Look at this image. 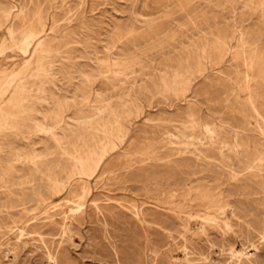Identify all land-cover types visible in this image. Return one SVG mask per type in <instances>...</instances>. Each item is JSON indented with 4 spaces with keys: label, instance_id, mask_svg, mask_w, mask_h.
Masks as SVG:
<instances>
[{
    "label": "rangeland",
    "instance_id": "374dc122",
    "mask_svg": "<svg viewBox=\"0 0 264 264\" xmlns=\"http://www.w3.org/2000/svg\"><path fill=\"white\" fill-rule=\"evenodd\" d=\"M0 51V264H176L188 188L264 264V0H0Z\"/></svg>",
    "mask_w": 264,
    "mask_h": 264
},
{
    "label": "bare ground",
    "instance_id": "6f19581e",
    "mask_svg": "<svg viewBox=\"0 0 264 264\" xmlns=\"http://www.w3.org/2000/svg\"><path fill=\"white\" fill-rule=\"evenodd\" d=\"M20 10V9H19ZM18 13V12H17ZM16 17V16H15ZM34 18V17H33ZM30 28V27H29ZM13 35V34H12ZM16 37V36H15ZM25 40L27 38H24ZM40 41V40H39ZM2 42V41H1ZM30 43V42H29ZM4 44V43H3ZM20 44V43H19ZM18 44V45H19ZM28 47V42L26 43ZM37 46L39 47V52L42 53L44 50L41 48V42L37 43ZM43 47V45H42ZM44 48V47H43ZM27 49V48H26ZM1 52V51H0ZM54 52V51H53ZM44 55V53H42ZM39 55H37L38 57ZM26 61V60H25ZM28 61V60H27ZM38 61V62H37ZM36 64L38 66V71L42 72L43 71V65H42V58L37 59ZM35 62V61H34ZM250 63V62H249ZM34 64V66H36ZM50 65V64H49ZM36 69V68H35ZM35 71V70H34ZM37 71V72H38ZM44 74V73H43ZM10 78V77H9ZM24 86V85H23ZM22 84H17L16 89L22 93L24 87ZM7 92V91H6ZM99 96V95H98ZM85 122V121H84ZM206 133V132H205ZM80 167V166H79ZM251 168V167H250ZM215 178V176H213ZM207 178V177H206ZM232 178V177H231ZM244 178V177H242ZM235 179V178H234ZM246 179V178H245ZM213 180V179H212ZM217 180V179H216ZM223 180V179H222ZM214 181V180H213ZM220 181V180H219ZM224 181V180H223ZM222 181V182H223ZM254 181V180H253ZM221 182V181H220ZM246 182V180H245ZM216 183V182H215ZM248 183V182H247ZM227 184V183H226ZM200 185V184H199ZM241 185V184H240ZM215 186V185H214ZM213 186V187H214ZM248 185H246L245 188H247ZM250 186V185H249ZM201 187V186H200ZM211 187V186H210ZM226 187V186H225ZM262 187V186H259ZM63 188V187H62ZM206 188V187H205ZM227 188V187H226ZM232 188V186H231ZM244 188V189H245ZM191 188L187 189L188 195H190V198L192 200L191 205L188 206V209L190 210L189 212H184L183 214H177L173 215V221L178 225L179 228V233L182 238V257L178 259L173 256L172 260L176 264H194V260H197L200 264H211L210 259H209V253H206L204 255V251H199L197 250L198 247L197 244L195 246L194 240H205L209 241V232H213L214 230L218 231L221 233L223 236H228V234H236L237 232H241L242 234L244 233L243 230L246 228V243H249V227H250V218H248V213H241L240 209L238 208L237 205L238 203H242L245 198H238L240 195L243 193L239 194L238 197H232L233 194L229 192H224L222 190H219L217 193H211V192H206V193H200L197 192L193 194V192L190 190ZM207 189V188H206ZM220 189V188H219ZM230 189V188H229ZM237 189V188H236ZM243 189V190H244ZM195 189H193L194 191ZM203 190V188H202ZM217 191V189H216ZM242 191V190H241ZM82 192V191H81ZM232 192V191H231ZM85 193V192H84ZM233 193V192H232ZM248 193V192H247ZM246 193V194H247ZM258 193V192H257ZM249 194V193H248ZM163 195V194H162ZM193 195L194 199H193ZM84 196V195H83ZM167 196V195H166ZM246 196V195H245ZM79 197V196H78ZM231 197L233 199H231ZM247 198V196H246ZM263 198V197H262ZM166 199V198H165ZM80 200V199H79ZM85 200V199H84ZM115 202V201H114ZM237 204V205H236ZM244 204V203H243ZM245 205V204H244ZM243 205V206H244ZM78 206V205H77ZM246 206V205H245ZM79 208H83V203L80 204ZM244 208V207H243ZM78 209V210H80ZM169 211V210H168ZM248 211V210H247ZM172 212V211H171ZM264 213V212H263ZM252 214V213H251ZM250 214V215H251ZM249 215V216H250ZM138 217V216H137ZM252 218V217H251ZM264 218V217H263ZM253 221V220H252ZM258 223V222H257ZM262 223V222H260ZM253 224V223H252ZM264 224V223H263ZM236 229H235V228ZM258 227V226H257ZM259 228V227H258ZM252 229V228H251ZM66 230V229H65ZM64 230V231H65ZM255 230V229H254ZM260 231V230H259ZM258 232V231H257ZM66 233V232H64ZM211 234V233H210ZM253 234V231H252ZM65 235V234H64ZM214 235V234H212ZM239 235V234H238ZM251 235V234H250ZM234 236V235H233ZM236 236V235H235ZM255 236V235H254ZM261 243L264 244V228L261 230V232L257 235ZM242 237V236H241ZM171 238V237H170ZM230 238V236H229ZM218 239V238H215ZM253 239V237H252ZM257 239V238H255ZM219 240V239H218ZM172 241V240H171ZM221 241V240H220ZM219 241V242H220ZM224 241V240H223ZM251 241V240H250ZM200 242V241H199ZM216 242V241H215ZM258 242V240H257ZM204 243V242H203ZM212 243V242H211ZM235 243V242H233ZM252 243V242H251ZM208 244V243H207ZM216 244V243H215ZM209 245V244H208ZM222 245V244H221ZM228 245V244H227ZM237 245V244H236ZM246 245V244H245ZM205 246V244H204ZM213 245L211 244L210 247ZM235 246V245H234ZM239 246V245H238ZM247 246V245H246ZM262 246V245H260ZM230 247V246H228ZM240 247V246H239ZM150 248V247H149ZM213 248V247H212ZM222 247H220L221 249ZM237 248V247H236ZM242 251H237L234 249L231 250V256L234 258L235 256L238 257L239 259L241 257L245 258L248 260V255L251 254L250 251L248 253L245 252L247 247H241ZM240 248V249H241ZM152 249V248H151ZM205 249V248H204ZM203 249V250H204ZM210 249V248H208ZM207 249V250H208ZM214 249V248H213ZM226 249V248H225ZM217 250V249H216ZM229 250V249H228ZM155 251V250H154ZM209 251V250H208ZM219 251V250H218ZM222 251V250H221ZM224 252V251H223ZM259 252V251H258ZM154 253V252H153ZM219 253V252H218ZM217 254V252H216ZM256 254V253H255ZM171 255V254H170ZM220 255V254H219ZM224 255V254H223ZM181 256V255H180ZM178 256V257H180ZM253 256V255H251ZM155 257V258H154ZM153 260L151 261L152 264H156L157 258L154 255ZM260 257V256H259ZM258 257V258H259ZM151 258V257H150ZM221 259V258H220ZM257 259V258H255ZM260 259V258H259ZM233 260V259H231ZM229 259V261H231ZM171 262V261H170ZM214 262V261H213ZM223 262V261H220ZM227 262V261H226ZM258 262V261H257ZM230 263V262H229ZM228 263V264H229ZM170 264V263H169ZM214 264V263H213ZM221 264V263H220Z\"/></svg>",
    "mask_w": 264,
    "mask_h": 264
}]
</instances>
